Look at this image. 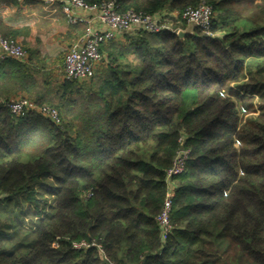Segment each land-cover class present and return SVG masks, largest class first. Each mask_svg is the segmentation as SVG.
<instances>
[{"label": "trees", "instance_id": "trees-1", "mask_svg": "<svg viewBox=\"0 0 264 264\" xmlns=\"http://www.w3.org/2000/svg\"><path fill=\"white\" fill-rule=\"evenodd\" d=\"M116 1L182 29L189 7L214 18L110 41L89 81L0 61V94L62 118L0 102V264H264V0Z\"/></svg>", "mask_w": 264, "mask_h": 264}, {"label": "built area", "instance_id": "built-area-1", "mask_svg": "<svg viewBox=\"0 0 264 264\" xmlns=\"http://www.w3.org/2000/svg\"><path fill=\"white\" fill-rule=\"evenodd\" d=\"M47 4H60L61 11L70 25H83L85 30L69 46L65 52L62 71L64 77L71 80L87 81L96 76L103 60L102 47L113 40L121 39L124 34L137 30L158 33L170 31L177 33L181 26L170 23L162 14H147L134 9L121 12L116 0L102 3H88L85 0H42ZM182 18L187 23L194 22L196 27L209 30L212 27L214 10L211 5L202 3L198 7H189ZM28 57L27 49L14 37H8L0 32V61L14 58L25 61ZM15 115H25L37 112L56 124H61V118L56 108L38 105L29 97H11L0 101ZM188 151L180 152L174 165L167 171L169 184L174 175L185 168ZM172 192L167 193L164 206L157 217L162 237L165 239L172 231L170 219L172 208ZM96 245L86 240L74 242L77 249ZM56 246H58L56 244ZM100 247V246H99Z\"/></svg>", "mask_w": 264, "mask_h": 264}, {"label": "crops", "instance_id": "crops-1", "mask_svg": "<svg viewBox=\"0 0 264 264\" xmlns=\"http://www.w3.org/2000/svg\"><path fill=\"white\" fill-rule=\"evenodd\" d=\"M165 11L162 13L166 14ZM170 13L176 15V12ZM82 27L67 22L60 4H47L42 0H0V32L13 36L28 48V57L23 62L28 60L33 65L42 62L49 73L63 74L65 52ZM17 96L28 95L19 92L12 97ZM4 98L0 94V101Z\"/></svg>", "mask_w": 264, "mask_h": 264}, {"label": "rangeland", "instance_id": "rangeland-1", "mask_svg": "<svg viewBox=\"0 0 264 264\" xmlns=\"http://www.w3.org/2000/svg\"><path fill=\"white\" fill-rule=\"evenodd\" d=\"M82 29V31H80L79 33H83L84 32V30H85V26L84 27H82L81 28ZM78 36V35H77ZM20 43L23 45L24 43H22L21 41H20ZM24 46V45H23ZM24 48L25 49H27L28 50V48L26 47V46H24ZM103 60L101 61V63H100V68L97 70V73H96V75H98V74H100V73H102V71L104 70V66H106L108 63H109V61H108V58H107V56H106V54L103 52ZM89 81V80H88ZM17 97H19V96H17ZM25 97H29V96H25ZM29 98H31V97H29ZM259 102V100H256V102L255 103H258ZM248 114H246V116H247ZM61 118V117H60ZM61 120H62V118H61ZM62 122V121H61ZM236 145L237 146H240L241 144L238 142V143H236ZM40 185V184H39Z\"/></svg>", "mask_w": 264, "mask_h": 264}, {"label": "water", "instance_id": "water-1", "mask_svg": "<svg viewBox=\"0 0 264 264\" xmlns=\"http://www.w3.org/2000/svg\"><path fill=\"white\" fill-rule=\"evenodd\" d=\"M195 28H196L195 23H194V22H190V23H188V26H187L186 29H180V30L177 32V34H178V36H180V37H184L185 35L192 33V32L194 31Z\"/></svg>", "mask_w": 264, "mask_h": 264}]
</instances>
